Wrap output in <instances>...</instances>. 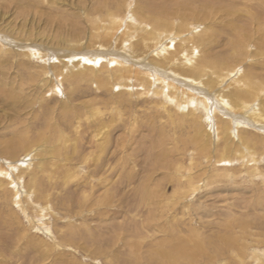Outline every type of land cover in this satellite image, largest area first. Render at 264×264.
<instances>
[{"label":"rangeland","instance_id":"rangeland-1","mask_svg":"<svg viewBox=\"0 0 264 264\" xmlns=\"http://www.w3.org/2000/svg\"><path fill=\"white\" fill-rule=\"evenodd\" d=\"M108 13L121 21L115 36L128 43L125 29L143 23L152 29L160 18L171 25L169 36L176 39L161 40L138 61L152 64L147 55L165 56L177 44L202 36L201 52L192 51L188 66L198 63L202 79L226 74L221 88L236 79L253 82L261 90L258 96L263 94L264 0H0V264H166L157 250L172 249L170 239L191 235L201 240L203 252L173 264H262L264 122L258 125L240 113L246 120L235 127L231 118L236 144L238 132L246 134L256 155L223 158L214 128L221 113L215 119L213 111L156 89L152 75L147 92L133 75L127 83L115 82V65L106 55L91 66L111 85L96 87L75 78L62 86L57 80L58 92L46 90L41 70L57 62L52 51L67 54L73 36L88 50L124 52L114 36L110 46L90 41L99 19L111 23ZM181 25L186 30L173 34ZM5 39L19 45L6 42L3 51ZM166 43L172 47L166 50ZM32 44L40 52L22 55L21 45ZM131 50L127 54H138ZM209 92L208 103L217 100ZM88 106L110 123L102 153L85 119ZM25 128L32 129L26 139L39 138L34 147L40 151L3 150V142Z\"/></svg>","mask_w":264,"mask_h":264},{"label":"bare ground","instance_id":"bare-ground-1","mask_svg":"<svg viewBox=\"0 0 264 264\" xmlns=\"http://www.w3.org/2000/svg\"><path fill=\"white\" fill-rule=\"evenodd\" d=\"M206 10L209 11L210 9H208V7H207ZM174 11H175V14L177 12H179V11H176V9ZM210 12L211 11H209V13ZM108 15H109V17H111L110 20L108 19L111 23L109 25H105L102 21L104 19H102V20L99 19V22L94 24L95 25L94 30L96 29L95 30L96 34L92 35L93 32L92 33L90 32L91 33V37H89L90 41L92 42L96 38V41L98 40L97 43L99 45L110 46L109 44L111 43V40L114 36V38H116V40L119 41L118 46L122 47L124 52L121 53V52H118L115 50L114 51L108 50L107 48L105 50L98 49V48H97L98 50H88V49H85L87 44L81 45L80 44L81 42L79 41V39L78 38L75 39V37L73 36L72 40H74V41L70 42V44H67L70 47L67 50L68 52H66L67 54L63 55L62 56L63 58H62L60 56L61 55L60 51H52L51 55H53V59L55 58L54 56H56L57 62L52 63V64H50V66H46L44 70H41L43 72V75H44L43 81L45 83L44 86H45L46 90L52 89L53 92L54 91L58 92L59 86L57 85L58 83H56L57 80L59 81V84L61 83V86H62V84H63L62 82L65 79L75 80V78H78L79 81L85 80V81L93 82V84H95L96 87L111 85L112 83L110 84V82H104L101 78H99V76L102 74V71L100 68H96V67L91 66V65L96 66V62L98 61L97 58L99 56L106 55V57L108 56L107 58H108L109 63L110 64L113 63L115 65V67L113 68L115 73L112 74V79L113 80H116V78H118L119 80L121 79L120 81L117 80L115 82H118V83L120 82L122 84L127 83L128 78L133 75V76H135V78L137 77L140 79V81L143 83L142 84L143 85V91L147 92L149 89H151V86H152L151 82L148 80V76L151 77L150 75H152L153 79H154V80L153 79L152 80H153V82H155L154 87L156 89H158L157 87H163L164 89L166 88L168 90V92H170L171 94L176 93V94L180 95L179 98H183V99L185 98L187 100L193 101V103L199 104V106H201L204 109V111L207 113L213 111L212 113H214L215 119H216L215 115L217 113L218 114L221 113L220 118L217 117V120H214V121H217V123L215 122L217 125L214 128H216L217 141L220 142V140H221V142L223 143L222 151L218 150L219 152H223L222 153L223 158H228V157L233 158V156H235V157H246V156H248V157L253 159L255 157V155H256V154H254L255 153L254 152L255 146H253V147L249 146V140H251V139L248 137H245L246 134L242 135V133L238 132V138H236L238 141L237 142L238 145L236 144V140H234L235 136L233 137V135H232L233 131L231 128L232 124L230 122L231 121L230 119L232 118V121H233L235 127H238V125L241 124L242 120L243 121L246 120V119H244L245 117L243 118L242 115L240 114V113H244V114H248L254 122H256V121L260 122V124H258V125H261V122H264V91H262L263 92L262 96H258V94L260 95L261 90L258 89L257 85H254L253 82H251L252 85H250V83L249 84H247V83L241 84L240 83L241 80L237 81L236 79L233 80L228 85L226 84L227 86H225L224 88H221L220 85L222 83H224V79L226 77H228V76H226V74H224V76L222 74H221L222 76H219V75L216 76L217 75L216 74L214 77L208 75L206 78L202 79L201 78L202 77L201 68L198 66V63H197L196 67L192 66L194 64H192L191 62H190L192 64L191 66H188V64H187L189 61H192V55L194 56V53H192V51L195 48H197L196 50H198V53L201 52V45H202V42L204 40V38H202V36L199 38V40L198 39L193 40L194 41L193 43L190 42L189 40H187V41H189L187 43V45L184 43L177 44L176 50L174 52H170L169 54H167L165 56L160 51H156V53L154 55L153 54L147 55V56H149V60L152 62L153 65L148 63V62H147L148 64H146V62L145 63L142 61L140 62V61H138L139 59L137 60V58L138 57L141 58L142 56H145L146 54H148L150 52V49L152 47L154 49L155 48L154 46H156L161 40H163L165 38L176 39L172 35L169 36L170 34H172L171 25H169L168 23H166L165 21H163L160 18V19H155V21H156L155 27L152 29H144L145 25H143L144 24L143 22H142L143 24L140 23L141 25H139L138 28H135V29L131 28V31H129V28L125 29L126 33H127L126 36H128L129 37L128 39L130 41H132V42L128 43L125 39H122L121 34L118 37L115 36V34H114V32L119 27V24L121 21H119V19L117 17L116 18L118 20L115 18V16L113 17V15H115V13L114 14L108 13ZM108 15H107V17H108ZM130 16L134 17L132 15H130ZM137 17H139L140 19L139 18H135V19H137V20L139 19L141 21L144 19L145 16L143 17V15H140ZM137 20H135V21H137ZM93 21H95V20H93ZM106 21H107V19H106ZM186 26L187 25H181V26H177V27L173 28V29H175V32L173 31L174 32L173 34L177 35V33H180L178 31L186 30V28H187ZM170 31H171V33H169ZM6 40L7 39H5L4 46L2 47L3 51H5L4 47H9V46L5 45L6 42L9 43L8 45H13V46L19 45V44H16V42H12V40H9V41L8 40L6 41ZM90 41H89V43H90ZM125 42L127 44H125ZM164 42H166V41H164ZM185 43H186V41H185ZM166 44L167 45H165V46H166V50H167V49H169L167 47L170 46V44L169 43H166ZM190 44H191V46H190ZM21 46H22V50H23L22 55H24V56H29L32 58L33 53L36 52V55H37V53L40 52L37 50V48L39 46L38 44L21 45ZM170 47H172V46H170ZM128 49H130V50L133 49V50H131L132 54L135 51V53H138L139 55L134 54V56H133V55L127 54ZM11 50H13L12 47H11ZM31 50H32V52H31ZM187 53H189V54H187ZM203 56H201V57H203ZM205 57H207V55ZM44 62H45V60H44ZM207 63H209V62H207ZM226 64H228V63H226ZM154 65L157 67H155ZM58 66L59 67L62 66L61 69H64V71L63 72L59 71L60 68ZM224 67H225V65H224ZM205 69H208V68H205ZM229 70L230 69H228V68L225 69L226 72ZM214 72H215V70H214ZM217 72H218V70H217ZM217 72H215V73H217ZM59 73H60V75H59ZM251 73H253V72H251ZM243 75L244 74H241V76H243ZM178 76L181 78H185L186 80L189 79L193 82L198 81L200 83V85L202 84L205 87H202V86L199 87L197 85L190 84V82L187 83L183 79H180ZM244 81H246V80H244ZM72 82H74V81H72ZM235 82L237 83V85H234ZM118 83H117V86H118ZM262 83H264V82H262ZM115 85H116V83H115ZM180 86H184V87H180ZM154 87H153V89H154ZM203 88H205V89H203ZM262 89H264V88H262ZM206 90L208 91V93H210L209 91H213L217 96V100H214V101H211L210 103H208L210 98H208V93ZM191 91L197 93L198 95L202 94L200 96H203V97L197 96V94L195 96L188 94V96H187L186 94L191 92ZM184 92H187V93L184 94ZM255 99H257V102L253 103V101H255ZM251 104H253V105H251ZM226 106L228 108H230V110L232 112L226 111V108H225ZM65 107L66 106H64V108ZM182 108L186 109V107H182ZM89 109H90L89 114L86 116L85 119L88 120L93 125V127H91V129H93L91 137L93 138L94 142L97 143L98 152L102 153L105 151V144L107 145L108 134H109V131L111 130L110 126H109L110 123L106 124L105 122H107V121L104 122L105 119L103 120L101 118L102 114H101V111L99 109H93L91 107H89ZM193 109L195 111V109L197 110V107H194ZM190 114L193 115L194 113H190ZM208 116H209V118L211 117L210 114ZM246 117H248V116H246ZM248 120H249V118H248ZM96 121H98V123ZM45 126H49V125H45ZM201 126H203V125H201ZM78 128H79V126H77V131H78ZM31 130L32 129L25 128L23 131L18 132V135L15 139H10V140H7L6 142H3V144H4L3 150H6L10 154H11L12 149L15 147L23 148L26 151H30L29 149L34 148V153L40 151L37 148V146L34 147L35 143H37V145L39 144V142H40L39 138L36 140H33V139L28 137V139H26L27 135H29L28 132ZM256 131H258V130H256ZM79 133H80V131H79ZM199 134L202 135V133H199ZM255 134H257V133H255ZM208 136H207V138H209ZM256 139H257V137H256ZM251 143L252 142H250V145H251ZM255 144L256 143H254V145ZM201 146H202V144H201ZM44 148H46V145H44L42 147L41 152L45 151ZM253 154H254V157H253ZM99 156H100V154L98 155V157ZM224 162H226V161H224ZM28 167H25V168H28ZM192 236H194V235H191L188 238L177 237V236H176V238L172 237L173 240L170 239V242L172 243V245H171L172 249L166 250V249H159L158 248L159 249V250H157V252L159 253V254H157V255H159L158 258L163 259L162 262H164L166 264H173L175 261H177L179 259H184V260H187L188 262L193 261L197 255H199L203 252V246H202L203 244H202L200 239L191 238ZM233 242H234V240H233ZM240 250H241V248H240ZM253 250L258 251V249H256V248H254ZM259 257L260 258H258V260L261 261L262 264H264V254L262 256L259 255Z\"/></svg>","mask_w":264,"mask_h":264}]
</instances>
